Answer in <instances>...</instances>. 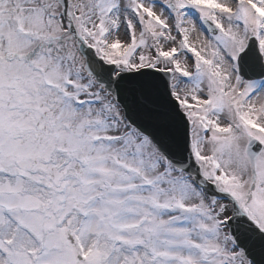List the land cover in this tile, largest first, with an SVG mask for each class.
Segmentation results:
<instances>
[{
	"label": "snow or ice",
	"instance_id": "6c2138e0",
	"mask_svg": "<svg viewBox=\"0 0 264 264\" xmlns=\"http://www.w3.org/2000/svg\"><path fill=\"white\" fill-rule=\"evenodd\" d=\"M0 264H264V0H0Z\"/></svg>",
	"mask_w": 264,
	"mask_h": 264
}]
</instances>
